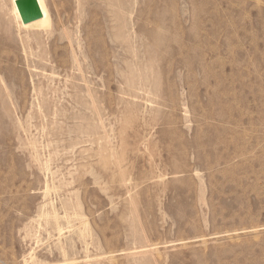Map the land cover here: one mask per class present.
Masks as SVG:
<instances>
[{"label": "rangeland", "instance_id": "1", "mask_svg": "<svg viewBox=\"0 0 264 264\" xmlns=\"http://www.w3.org/2000/svg\"><path fill=\"white\" fill-rule=\"evenodd\" d=\"M44 3L0 0V264H264V0Z\"/></svg>", "mask_w": 264, "mask_h": 264}, {"label": "water", "instance_id": "2", "mask_svg": "<svg viewBox=\"0 0 264 264\" xmlns=\"http://www.w3.org/2000/svg\"><path fill=\"white\" fill-rule=\"evenodd\" d=\"M23 23L27 24L43 17L38 0H16Z\"/></svg>", "mask_w": 264, "mask_h": 264}, {"label": "bare ground", "instance_id": "3", "mask_svg": "<svg viewBox=\"0 0 264 264\" xmlns=\"http://www.w3.org/2000/svg\"><path fill=\"white\" fill-rule=\"evenodd\" d=\"M38 1H39L40 7H41L42 12H43V17L38 19V20H35L33 22L25 24V23H23L22 18L20 16L18 7L16 5V0H12L13 12L16 16V19L19 21L20 24H22L24 26H38V27L49 26L50 18H49L48 10L45 6L44 0H38ZM104 3L106 5L105 7H107V10H108L109 7H112L113 0H104ZM70 220H72V219H70Z\"/></svg>", "mask_w": 264, "mask_h": 264}]
</instances>
